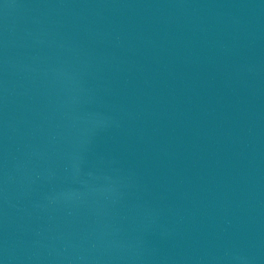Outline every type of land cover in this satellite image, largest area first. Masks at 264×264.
Wrapping results in <instances>:
<instances>
[{
    "label": "water",
    "instance_id": "95a60500",
    "mask_svg": "<svg viewBox=\"0 0 264 264\" xmlns=\"http://www.w3.org/2000/svg\"><path fill=\"white\" fill-rule=\"evenodd\" d=\"M0 264H264V0H0Z\"/></svg>",
    "mask_w": 264,
    "mask_h": 264
}]
</instances>
